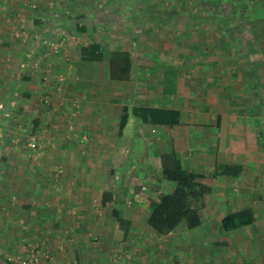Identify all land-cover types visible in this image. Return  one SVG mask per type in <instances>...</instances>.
I'll return each mask as SVG.
<instances>
[{
	"label": "crops",
	"instance_id": "0c3cea01",
	"mask_svg": "<svg viewBox=\"0 0 264 264\" xmlns=\"http://www.w3.org/2000/svg\"><path fill=\"white\" fill-rule=\"evenodd\" d=\"M38 2L34 11L29 0H0V39L9 46L0 51V264L40 239L65 253L66 264H111L116 253L124 256L118 264H264V42L249 39L264 34L258 24L264 19H176L158 30L165 48L154 50L152 31L140 32L142 42L134 34L128 46L135 55L131 79L120 81L110 77L106 55L78 61L71 45L64 66L49 51L31 47L38 30L59 25L50 9L71 10L76 3ZM81 4L87 17L95 5ZM74 19L71 14L61 20L70 42L78 35ZM240 22L254 28L242 30ZM16 27L29 40L21 52ZM114 34L121 41L127 33L119 28ZM250 54L254 60L245 59ZM62 68L68 79L60 91L56 80L45 78L55 79ZM134 107L177 109L179 123L149 122ZM73 119L77 133L69 130L68 141L63 137ZM30 130L46 141L49 162L60 158L55 149H79L70 153L71 177L51 176L50 164L33 158ZM171 153L185 169L205 175L200 181L210 190L197 228L182 224L160 235L148 217L151 202L175 188L162 179V156ZM218 165L235 169L212 176ZM107 192L112 197L103 205ZM116 203L130 223L123 241L115 238ZM94 244L102 254H95Z\"/></svg>",
	"mask_w": 264,
	"mask_h": 264
},
{
	"label": "rangeland",
	"instance_id": "374dc122",
	"mask_svg": "<svg viewBox=\"0 0 264 264\" xmlns=\"http://www.w3.org/2000/svg\"><path fill=\"white\" fill-rule=\"evenodd\" d=\"M13 1V0H9ZM76 3L73 6V8L70 10L69 8L62 9L60 11H56L55 9H50L49 15L53 17L55 20L54 24H59L58 27H54L49 31H46V29H42L37 31L36 41L31 42V47L35 44V46H40L43 49L49 51L51 55L56 56V60H60L62 65L66 66L69 64V47L71 48V45H74L77 47V59L78 61L83 60L81 55V48L83 46H86L90 44L92 41H100L102 43V49L106 55V57H110V53L112 50H121L123 52H128L132 58V61L135 59V55L132 51V49L128 48V46H131L132 43V36L135 34H140V32H144L143 34L149 35L154 33V41L155 45L150 46L151 50L154 49H161L165 48L164 43L159 41L161 37H163V34H160L161 32L158 30H165L170 28L169 22H173V24L176 22V19H221L223 21H230V20H239L244 21V19L252 18V19H264V0H92L95 7L93 10H90L86 17L85 10H82V2H85V0H73ZM107 1V2H106ZM41 2V1H40ZM38 0H29V3L31 4L30 7L32 10H36L39 8ZM81 2V3H80ZM108 3L109 6H103L104 3ZM80 3V4H79ZM76 5V6H75ZM75 7L76 10H75ZM94 11V12H93ZM75 16V21L77 22L78 26L80 27H86L85 24L88 25V30L80 31L77 30L78 35L76 36V39L73 41V38L70 42V34L69 29L61 26L63 19H66L68 17ZM134 18H136L134 20ZM165 19V23H168V26H164L161 24V22ZM172 19V20H171ZM137 20H140L142 23L141 25L137 24ZM171 20V21H170ZM135 21V23H134ZM110 22L109 25L107 23ZM157 22L159 25H146L147 23H154ZM120 23V25H118ZM243 26H240L242 30L254 28L247 25H244L245 22H240ZM250 24V23H249ZM261 26H264V21L258 23ZM53 25V24H51ZM87 28V27H86ZM124 28L125 29V36L122 35L121 41H118L120 38L117 37L116 34H114L117 29ZM179 28V27H177ZM259 28V27H258ZM12 29V28H11ZM175 29V28H173ZM152 31V33L150 32ZM245 32V31H244ZM244 32L243 35L245 34ZM46 33V34H45ZM176 33V32H175ZM142 34V33H141ZM140 34V35H141ZM14 35L16 38H19L22 42H18L16 44L17 50L16 52L23 51V47H25V44L27 46L29 40L26 41L25 38H23V35H27V31H24L23 29H20L19 27L14 28ZM139 35V36H140ZM145 35H141L140 42H142V38ZM251 38L257 40L258 42L263 41L264 42V34H257L254 32V34H249ZM27 37V36H26ZM160 37V38H159ZM39 39V40H38ZM38 40V41H37ZM241 42V41H240ZM72 43V44H71ZM119 43V44H117ZM159 44V45H156ZM9 47V46H8ZM4 43L0 39V51L7 50V48ZM39 48V47H38ZM9 49V48H8ZM13 49V48H11ZM14 50V49H13ZM250 58V59H249ZM246 60H254V56L251 54L248 55V58L245 57ZM71 60L73 62V57H71ZM39 61V60H38ZM36 61L35 64L38 66L42 65V60L38 62ZM34 64V65H35ZM61 71L62 73L57 74V76H47L45 78V82H51L56 80V83L58 86H60V91L63 89L65 82L67 81V75L64 72V68ZM42 98V97H41ZM43 100V98H42ZM49 108V104L46 103V105ZM53 108V107H52ZM50 108L49 110H52ZM72 114V113H71ZM77 113L75 116V120L77 118ZM72 120V124L69 126L68 132L65 134L64 139L66 138L68 141H71L73 138L70 136L68 137L70 131H72V134H76V126H75V120ZM71 127V128H70ZM33 128V125H32ZM71 134V135H72ZM38 133H35L34 131L30 130L29 136H28V147L31 155L36 161H40L39 163L48 162L50 164L49 169L47 173H49L51 176H56L60 178L65 177H71L72 171L69 170V158L70 153L76 154L79 149H55L59 152L60 158L56 159L55 163H53V160L50 159V162L48 161L47 154V147H46V141L40 142L38 140ZM32 137H35L38 142L39 148H32L30 146V140ZM65 141V140H64ZM65 143V142H63ZM55 145V143H54ZM44 147V149H43ZM84 154L86 153L85 149L81 150ZM47 153V154H46ZM51 154V153H50ZM135 156V153H133ZM108 157V156H107ZM107 159H105L106 161ZM60 163L57 168L54 169V164ZM109 169L107 170L108 174ZM48 175V174H46ZM163 189L161 186L159 187V190ZM164 189L162 190V192ZM159 192V191H158ZM130 205H133L130 203ZM142 224H144L145 219H142ZM140 230H136V235L139 234ZM150 232L147 233L149 235ZM44 241L46 240H38L37 243H31V245H39L40 249L43 248L47 249V251L53 256L54 262L56 261V264H66L65 263V253L57 252L54 248H51L47 245ZM94 241H98V239H94ZM161 241H166V238H161ZM93 242V240H92ZM30 245V244H28ZM28 245H25V247H22L20 250L17 249L16 252L13 250L12 253L8 254L5 257L4 264H17L12 263L8 260L9 257L16 258L18 255H21L28 251ZM95 247H98L97 252L95 254H102V250H100V247L98 244H94V251H96ZM28 248V249H27ZM119 251V250H117ZM112 253V252H111ZM114 253V252H113ZM116 253V252H115ZM120 253V252H118ZM37 262L36 264H49L46 261H44V257L41 255H36ZM122 257H124L121 254H113L112 258H110L111 264H118L120 261L122 262ZM127 257V256H126ZM131 257V256H129ZM128 258V257H127Z\"/></svg>",
	"mask_w": 264,
	"mask_h": 264
},
{
	"label": "trees",
	"instance_id": "16d2710c",
	"mask_svg": "<svg viewBox=\"0 0 264 264\" xmlns=\"http://www.w3.org/2000/svg\"><path fill=\"white\" fill-rule=\"evenodd\" d=\"M77 30L85 31L86 27L78 25ZM82 59L86 61H102L105 53L100 41H92L81 48ZM109 73L113 80L127 81L131 79L133 61L128 52L112 50L109 57ZM133 113L149 122L155 124L179 123L180 111L177 109H163L150 107H134ZM129 112L125 109L121 121L120 132L124 129ZM231 165H218L212 176L229 174ZM233 171V170H232ZM205 175L185 169L181 161L174 153L162 156V179L175 184V188L162 195L160 199L151 202V211L148 217V224L160 235H167L171 231L184 224L188 229L197 228L201 224L200 206L203 204L204 195L210 187L200 181ZM111 199V193H105L103 205L106 199ZM114 215L118 220L115 228V238L125 240L129 233L130 223L123 216V207L115 204Z\"/></svg>",
	"mask_w": 264,
	"mask_h": 264
},
{
	"label": "built area",
	"instance_id": "2783aa9c",
	"mask_svg": "<svg viewBox=\"0 0 264 264\" xmlns=\"http://www.w3.org/2000/svg\"><path fill=\"white\" fill-rule=\"evenodd\" d=\"M37 139L35 137H32L30 140V146L32 148H39L38 147V142L36 141ZM39 245H28V251L25 252L21 255H18L16 258L14 257H9L8 260L12 263H17V264H36L37 262V257L36 255H41L44 257V261L49 264H56V261L54 262L53 256L47 251V249L43 248L42 250L39 248Z\"/></svg>",
	"mask_w": 264,
	"mask_h": 264
}]
</instances>
